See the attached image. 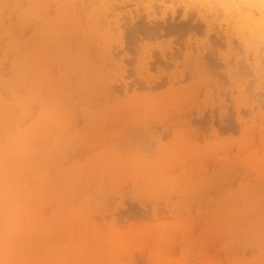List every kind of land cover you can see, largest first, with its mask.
Here are the masks:
<instances>
[{
	"label": "rangeland",
	"instance_id": "rangeland-1",
	"mask_svg": "<svg viewBox=\"0 0 264 264\" xmlns=\"http://www.w3.org/2000/svg\"><path fill=\"white\" fill-rule=\"evenodd\" d=\"M101 1L0 0V96L27 101L23 112L13 106L14 116L20 129H42L32 147L49 176L39 208L49 228L31 238L38 257L52 252L65 264H264V42L248 36L244 17L213 11L210 0ZM183 4L187 14L195 7L198 20ZM59 9L68 14L65 27L56 24ZM148 15L152 25L161 21L157 36L188 16L202 32L170 34L182 56L177 46L170 51L176 44H167L168 33L165 41L135 33L132 43L129 27ZM48 22L61 29L56 39L44 35ZM210 32L228 44L222 38L216 48ZM207 46L214 69L202 56ZM160 50L179 58L163 52L172 57L163 60ZM36 183L32 194L41 189ZM7 225L18 227L20 217L0 215V231Z\"/></svg>",
	"mask_w": 264,
	"mask_h": 264
},
{
	"label": "bare ground",
	"instance_id": "bare-ground-1",
	"mask_svg": "<svg viewBox=\"0 0 264 264\" xmlns=\"http://www.w3.org/2000/svg\"><path fill=\"white\" fill-rule=\"evenodd\" d=\"M59 1V3L62 1H60V0H58ZM101 1V0H100ZM139 1H141V0H139ZM185 1V0H184ZM186 1H188V0H186ZM204 1V3H206V5H207V3L208 2H205L206 0H203ZM208 1V0H207ZM213 1V3H211V0H210V2H209V6L210 7H214L215 9L217 8L218 9V11L217 10H213V11H216V12H219V10H221V9H223V11L226 9H228V10H231L230 12L232 13L233 11L236 13V15H237V17H239L240 18V20H241V18H243L242 20V22H244L245 23V27H244V29L245 28H248V30H249V33H248V36H249V34L252 36V37H256V38H258V39H261L263 42H264V0H227V2H228V6H224V0H212ZM67 2V1H66ZM68 2H69V0H68ZM102 2V1H101ZM101 2H99L100 4H101ZM163 2V1H162ZM196 2V1H195ZM202 2V1H201ZM201 2L199 3V4H201ZM198 3H196L197 5H198ZM241 3H243L244 4V6L246 7V11L248 12L247 14L245 13V12H243L242 13V9H241V7H240V4ZM44 4L46 5V2H44ZM185 4V3H184ZM184 4L182 5L183 7H184ZM189 4V3H188ZM212 4V5H211ZM242 4V5H243ZM104 5V4H103ZM111 5V4H110ZM110 5H108L107 4V8H108V6H110ZM189 5H193V4H189ZM189 5H188V8H190V9H194L195 7H189ZM202 5V4H201ZM226 5V4H225ZM100 6V5H99ZM105 6H106V4H105ZM104 6V7H105ZM148 6H150V4L148 5ZM147 6V7H148ZM196 6V5H195ZM208 6V7H209ZM63 7V6H62ZM101 7V6H100ZM99 7V8H100ZM104 7L102 6L101 7V9L103 8L104 9ZM151 8L153 7L152 5L150 6ZM159 7V6H158ZM203 7V6H202ZM209 7V8H210ZM44 8V7H43ZM65 8H66V6H65ZM65 8H63V9H65ZM95 8H97V7H95ZM106 7H105V9H107ZM111 7H109L108 9H110ZM198 8H199V6H198ZM205 9H206V7H204ZM203 8V9H204ZM213 8V9H214ZM36 9H38V7L36 8ZM63 9H59L61 12H59L58 11V13H60L58 16H59V18L57 19V25H59L58 27H60L61 25H64V27L68 24L67 22L69 21L68 20V17H67V15L65 14V12L66 11H63ZM100 9V10H101ZM112 9V8H111ZM111 9H110V11H111ZM185 9V7L183 8V10ZM186 9H187V6H186ZM185 9V10H186ZM212 9V8H211ZM97 9H95V11H96ZM100 10H98L97 12H99ZM144 10V9H143ZM152 10V9H151ZM159 11L160 10H162V9H158ZM192 10H190V12L192 11ZM227 10V11H228ZM93 11H94V9H93ZM103 11H106V10H102L101 12H103ZM109 11V10H108ZM145 11V10H144ZM143 11V12H144ZM146 11H150V10H146ZM146 11H145V13H146ZM155 11V10H154ZM163 11V10H162ZM165 11V10H164ZM163 11V12H164ZM174 11V10H173ZM189 11V10H188ZM193 11H195L194 12V14L196 13V10L194 9ZM192 11V12H193ZM204 11V10H203ZM208 11V10H207ZM222 11V12H223ZM227 11H225V12H227ZM255 11V12H254ZM180 12H182V10H180ZM180 12H179V14L178 15H180ZM188 13L187 14V10H186V12H185V14L186 15H189V14H191V13ZM199 12H201L200 11V9H199ZM216 12H214V13H216ZM221 12V11H220ZM219 12V13H220ZM229 12V13H230ZM255 14H254V13ZM91 13V12H90ZM159 13V12H158ZM160 13H161V11H160ZM183 13V12H182ZM181 13V14H182ZM208 13H209V11H208ZM245 13V14H244ZM35 14V13H34ZM93 14H94V12H93ZM96 14H98V15H100V13H96ZM96 14H94V15H96ZM147 14V13H146ZM152 15V17L154 16L153 14H155V17H156V13H153L152 14V12L151 13H149V15ZM165 14V13H164ZM163 14V15H164ZM201 14V13H200ZM216 14H218V13H216ZM223 14V13H222ZM254 14V15H253ZM88 15H90L91 17L93 16V15H91V14H89L88 13ZM148 15V16H149ZM150 15V16H151ZM161 15V14H160ZM162 15V16H163ZM193 14H191V16H192ZM196 15V14H195ZM199 15V14H198ZM198 15H196L195 17H196V19L198 18ZM202 15H204L203 13H202ZM224 15V14H223ZM32 16V15H31ZM104 16H106V15H104ZM149 16V17H150ZM182 16H185V15H182ZM194 16V15H193ZM192 16V17H193ZM204 16H206V15H204ZM219 16V15H218ZM231 17H232V15H230ZM229 16V17H230ZM98 17V16H97ZM146 17H147V15H146ZM146 17H143L144 19L146 18ZM152 17H150V19L152 18ZM155 17H153V18H155ZM172 17H174V16H172ZM190 16H188V17H186V19L187 18H189ZM195 17H193V20H196L195 19ZM200 17V16H199ZM202 17V16H201ZM217 17V16H216ZM222 17V16H221ZM229 17H226V18H228L229 19ZM256 17V18H255ZM104 18V17H103ZM140 18V17H139ZM143 18H142V16H141V19H142V23H143ZM162 18H164V16L162 17ZM182 18V17H181ZM217 18H219V17H217ZM223 18H225V17H223ZM29 19H30V16H29ZM68 21H67V20ZM92 19H93V17H92ZM97 19H100V18H97ZM149 18L145 21L144 20V23L146 22V23H149L150 20ZM157 19H159V17L157 18ZM177 19V18H176ZM182 19H184L185 21L183 22V21H181L182 22V24L181 25H177V24H175V26H174V22L172 21V19H171V21L173 22V24L171 25V24H169L168 22H165V23H168V24H166V25H162L163 27H167V26H169V25H171V26H169L168 27V29H165V30H163V32L165 31V36L163 37V34H162V32H161V35L162 36H157L156 34L159 32L160 33V31L159 30H161L162 31V29H160L161 28V24H158V23H160V22H158V20H155V22H154V24L152 25V23H153V20L151 19V21L152 22H150V24H151V27L150 26H148L146 23L144 24H142L141 22V24L142 25H145V26H139V25H141L140 23L139 24H135L136 26L138 25V27L136 28L135 27V29H131L132 27L134 28V26L135 25H131V27H129V29H128V34L130 35H128V37L130 38V37H132V39L130 38L129 40L132 42V43H134V39H133V35H135V33L137 34L138 33V35H139V37L141 36V35H143L144 37L143 38H147L146 40H153L154 38H152L153 36L155 37V36H157V40H158V37H159V39H163L164 40V38H166V36H167V34L166 33H168V36H170V34L172 35V36H174L173 35V33H176L177 35H179L180 34V32H189V30H197V32L201 29L200 28V26H198L201 22L200 21H197V23L198 22H200L198 25H195L194 24V26H192L193 24H190V22L192 21V19H191V17L189 18V19H191V21L190 22H186V19L183 17ZM201 19H203V17L202 18H200V20ZM207 19V18H206ZM94 20H95V18H94ZM101 20H103V19H101ZM101 20H99V21H101ZM166 20V19H165ZM174 20V19H173ZM198 20V19H197ZM203 20H205V19H203ZM216 20V19H215ZM218 20V19H217ZM220 20H221V18H220ZM32 21V20H31ZM149 21V22H148ZM156 21H157V23H156ZM237 21V20H236ZM29 22H30V20H29ZM96 22V21H95ZM103 22H104V20H103ZM102 22V23H103ZM105 22H107V21H105ZM104 22V23H105ZM178 22H180V21H178ZM177 22V23H178ZM186 22V23H185ZM196 22V21H195ZM208 22V21H207ZM211 22V20L208 22V23H210ZM216 22V21H215ZM241 22V23H242ZM32 22H30V24H31ZM94 23V22H93ZM101 23V22H100ZM99 23V24H100ZM115 24H116V22H114ZM123 23H125V22H123ZM163 23V22H162ZM176 23V22H175ZM184 23V24H183ZM192 23H194V21L192 22ZM202 23L204 24V22L202 21ZM212 23V22H211ZM218 23H219V20H218ZM217 22H216V24H218ZM236 23V22H235ZM241 23H239V24H241ZM33 24H35L34 22H33ZM96 25H97V23H95ZM94 24V25H95ZM164 24V23H163ZM205 24H207L206 22H205ZM204 24V26H205V28H203V29H205V30H203L204 32H206V30L208 29L207 27H206V25ZM239 24H238V26H239ZM243 24V23H242ZM104 25V24H103ZM107 25H108V23H107ZM120 25V24H119ZM118 25V26H119ZM125 25V24H124ZM209 25V24H208ZM207 25V26H208ZM213 27H214V25L213 24H211ZM101 27L100 28H102V24L100 25ZM105 27H107L106 26V23H105V25H104ZM103 26V27H104ZM109 26V25H108ZM111 26H112V24H111ZM117 26V25H116ZM117 26V27H118ZM127 26H129L128 24H127ZM127 26H125V27H127ZM202 26V25H201ZM203 26V27H204ZM218 26V25H217ZM217 26H215V27H217ZM237 26V27H238ZM36 27V26H35ZM34 27V28H35ZM96 27V26H95ZM94 27V28H95ZM117 27H115V29L114 30H116V28ZM124 27V28H125ZM162 27V28H163ZM210 27V26H209ZM213 27H210V28H213ZM214 27V28H215ZM240 27H242V25H240L238 28L240 29ZM109 28H110V26H109ZM109 28H107V29H109ZM113 28H114V24H113ZM119 28V27H118ZM59 29V28H58ZM111 29V28H110ZM164 29V28H163ZM216 29V28H215ZM214 29V30H215ZM63 30V29H62ZM96 30H98V28L96 29ZM212 30V29H211ZM210 30V31H211ZM220 30V29H219ZM216 31H218V28L215 30V32ZM243 31V30H242ZM0 32H1V29H0ZM191 32H193V31H191ZM202 32V30H200V33ZM247 32V31H246ZM61 33V29L60 30H57V28H56V25H55V23H51V22H48V25L46 24L45 25V29H44V35H52V36H54V38L53 39H56V37L57 36H59V34ZM179 33V34H178ZM190 33V32H189ZM188 33V34H189ZM194 33H196V32H194ZM193 33V34H194ZM199 33V34H200ZM207 33V32H206ZM217 33V32H216ZM218 33L220 34L221 32L220 31H218ZM185 34V33H184ZM187 34V33H186ZM185 34V35H186ZM187 34V35H188ZM198 34V33H197ZM196 34V35H197ZM203 34V33H202ZM219 34H218V36H219ZM138 35H136V36H138ZM201 35V34H200ZM205 34H203L202 36H204ZM208 35H209V33H208ZM215 35H217V34H215ZM147 36V37H146ZM168 36H167V38H166V42H168L167 44H169V45H174V44H176V45H174L173 46V48L170 46V49L168 48V45H166V42H163V43H165L164 44V46H166L167 47V49H169L170 51H172L173 49H175L176 48V46L179 44L180 45V43H178L177 44V41L176 40H178V39H176L175 41V43L173 44L172 43V39H171V37L172 36H170L169 38H170V42L172 43H169V38H168ZM206 37H207V35H205ZM211 36V32H210V35H209V37ZM217 36V37H218ZM138 37V38H139ZM149 37H151V38H149ZM161 37H163V38H161ZM178 38H180L179 36H177ZM183 38H186V36L184 37V36H182ZM212 38H213V35L211 36ZM210 37V38H211ZM221 37H222V35H221ZM142 38V37H141ZM174 38V37H173ZM210 38H208V40L210 39ZM211 38V39H212ZM219 38V37H218ZM223 38V37H222ZM222 38L220 39L221 41H222ZM144 39V40H145ZM156 39V38H155ZM252 39V38H251ZM133 40V41H132ZM136 40V39H135ZM139 40V39H138ZM206 40H207V38H206ZM213 41H214V46L216 47V44L218 43V45L220 44V46H221V42H220V40L219 41H217V38L216 39H212ZM254 40V39H253ZM260 40V42L261 43H263L262 41ZM129 41V42H130ZM137 41V40H136ZM154 41V40H153ZM165 41V40H164ZM161 42H162V40H161ZM174 42V41H173ZM210 42V45L213 43V42H211V40L209 41ZM208 42V43H209ZM223 42H225V44H228L227 42H226V40L223 38V41H222V43ZM131 43V44H132ZM216 43V44H215ZM253 43H255V40H254V42ZM258 43V42H257ZM257 43H255V44H257ZM260 43V44H261ZM224 44V43H223ZM224 44V45H225ZM162 45V44H161ZM217 45V46H218ZM158 46H159V44H158ZM175 47V48H174ZM181 47L182 46H177V48H178V53H181L182 51H183V47H182V49H181ZM187 47V46H186ZM211 46H207V49L208 48H210ZM214 47V48H215ZM159 48V47H158ZM162 48V47H161ZM176 48V49H177ZM185 48V47H184ZM212 48V47H211ZM217 48V47H216ZM163 49V48H162ZM166 49V48H165ZM179 49L180 50H182V51H179ZM206 49V50H207ZM253 49H254V47H253ZM259 49V48H258ZM164 50V49H163ZM163 50H160V51H162L160 54V57H161V59H163V60H166V59H168V58H166V55L168 56V54L171 56L172 54H173V52H175L174 50H173V52H170L169 50V53L165 50V51H163ZM185 51H186V49H184ZM184 51V52H185ZM208 51H211L212 52V50H210V49H208L204 54L205 55H202V56H204V59H205V57H207L206 55H208V54H210ZM163 52H165V54L166 55H164V53ZM167 52V53H166ZM208 52V53H207ZM172 53V54H171ZM176 55H177V53H175ZM175 54H173L172 55V57H174V56H176ZM200 54H202V53H200ZM212 54V53H211ZM264 54V53H263ZM159 55V54H158ZM181 56H182V53L180 54ZM184 55V54H183ZM186 55V56H185ZM184 56L185 57H187V54H185ZM256 55V54H255ZM169 56V57H170ZM209 56H210V58H212V60H209L210 58H209ZM207 58H209L208 59V62H210V64L212 63V65H210L211 66V68L213 67V69L215 68V61L213 62V58L215 57L214 55L213 56H211V55H209ZM157 57H159V56H157ZM160 57L159 58H156V60H159L160 59ZM172 57H170V58H172ZM190 57H191V55H190ZM189 57V58H190ZM193 57H195V56H193ZM170 58L168 59V60H170ZM179 58V56H176L175 57V59H178ZM200 58H202L201 60H203V57H201L200 56ZM255 58H257V57H255ZM160 59V60H161ZM181 59V58H180ZM180 59L179 60H177L178 62L180 61ZM167 60V61H168ZM186 60H187V62H188V58H186ZM190 60V59H189ZM201 60H198L199 61V63H200V61ZM257 60V59H256ZM162 61V60H161ZM174 61V60H173ZM177 61H175V62H177ZM258 61V60H257ZM25 62V61H24ZM160 62V61H159ZM166 62V61H165ZM192 62V61H191ZM202 62V61H201ZM161 63H163V62H161ZM170 63V62H169ZM169 63H164V64H162V65H165V64H169ZM202 63H204V62H202ZM207 63V60H206V62H205V64ZM214 63V64H213ZM157 64V63H156ZM173 64H176V63H174L173 62ZM178 64V63H177ZM195 64V63H194ZM204 64V65H205ZM242 64V63H241ZM185 65V64H184ZM198 65V64H197ZM201 65V63L199 64V66ZM207 65V64H206ZM209 65V64H208ZM168 66V65H167ZM179 66V65H178ZM186 66H189V65H186ZM202 66V65H201ZM240 66V68H241V65H239ZM243 66H245V65H243ZM242 66V67H243ZM261 66V65H260ZM16 67H18L19 68V66H17L16 65ZM24 67L25 66H23V69H24ZM171 67V66H170ZM250 67V66H249ZM255 67V66H254ZM178 68V67H177ZM189 68V67H188ZM193 68V67H192ZM196 68H198V67H196ZM204 68V67H203ZM207 67H205L204 69H206ZM209 68V67H208ZM210 68V69H211ZM245 68V67H244ZM244 68H241V69H244ZM261 68V67H260ZM259 68V69H260ZM166 69V68H165ZM194 69H195V67H194ZM199 69H200V67H199ZM256 69V68H255ZM21 70V69H20ZM20 70L18 69V70H16V71H19L20 72ZM193 70V69H192ZM197 70V69H196ZM246 70V69H245ZM245 70H243V71H245ZM188 71H189V69H188ZM195 71V70H194ZM205 71L206 70H203V73H205ZM207 71H208V69H207ZM211 71H213L212 69L210 70V72ZM198 72L199 73H197L198 75H200L201 76V74H202V76L204 75H206V74H203V73H200V70H198ZM214 72V71H213ZM263 72H264V70H263ZM192 73V72H191ZM195 73V74H196ZM209 73V72H208ZM207 73V74H208ZM215 73V72H214ZM213 73V74H214ZM190 73L188 72L186 75H189ZM23 75V74H22ZM184 75H185V73L182 75L183 76V78H184ZM186 75H185V78H186ZM203 76V77H204ZM209 76V74L207 75V77ZM210 76H211V73H210ZM195 77V76H194ZM210 78H212V77H210ZM169 79V78H168ZM174 79V78H173ZM196 79V78H195ZM197 79H198V76H197ZM205 79H206V77H205ZM205 79H203V80H205ZM207 80V79H206ZM210 79L208 78V80L207 81H209ZM170 81H172V80H170ZM169 81V82H170ZM183 81V80H182ZM164 82H166V81H164ZM169 82L167 83V84H169ZM184 82V81H183ZM211 82H212V80H211ZM211 82H208L209 84L211 83ZM171 83V82H170ZM179 83V82H178ZM204 83H205V81H204ZM207 83V82H206ZM174 84V83H173ZM172 84V85H173ZM0 88H1V85H0ZM4 88V87H3ZM9 88V87H8ZM6 89V88H5ZM2 90V93L4 92V91H6V90H3V89H1ZM1 90H0V92H1ZM26 92V91H25ZM1 94V93H0ZM25 94H27V92L25 93ZM23 95V94H22ZM24 104H27V101H23V102H21V101H15V102H7V101H5L1 96H0V215H2V214H5L6 212H10L11 213V215H13L14 217H16V216H19L20 217V225L18 226V227H15V226H13V225H7L6 226V230H1L0 231V264H65V261H66V259H60L58 256H54V255H52V252H50V253H48V254H46V252H44V258L43 257H41V258H39L38 256H40V254H39V249H38V247L36 246V245H33L32 243H31V238L32 237H34L36 234H38V232L40 231V228H44V229H46V230H48V226L47 225H45L44 223H43V221H42V219H41V217H40V210H39V208H40V204H41V202H42V200H43V198H44V189H45V187H44V185H46L47 186V184H48V181H46L47 179H49V176H47V172H46V166L44 167V169H43V166L41 165V163L38 161V155L36 154L38 151L36 150V148H34V147H32V142H33V140H34V138L36 137V135H37V133L38 134H40L41 133V131H42V129L40 128L39 130H38V127L37 126H35V125H31V126H29V127H27V128H24V129H20L19 127H18V122H17V119L15 118V116H14V112H13V109H14V107L13 106H15V108L17 107L18 108V111L19 112H23V110H22V108L24 107ZM25 113V112H24ZM23 113V114H24ZM42 114H43V112H42ZM23 116V115H22ZM46 116V115H45ZM39 158L41 159V160H46V159H48V157L46 158V156H43V155H40L39 156ZM54 170V169H53ZM263 175V174H262ZM37 182L36 184L39 186V187H41V189L40 190H38L37 192H34L33 194H32V188H31V182ZM246 193V192H245ZM256 195V194H255ZM248 196H250L249 194H248ZM251 196H254V195H251ZM244 198H245V195H244ZM250 198V197H249ZM249 198H247V199H249ZM255 198V197H254ZM256 200H257V197L255 198ZM255 199H254V201H255ZM258 201V200H257ZM244 203H245V201H244ZM252 203H254V202H252ZM246 204V203H245ZM35 244V243H34ZM77 249V248H76ZM70 251H74L75 250V247H73L72 245L70 246V249H69ZM69 251V252H70ZM8 252H10V253H12L13 254V256L11 257V258H9V257H7V253ZM157 253H159V254H157L158 255V257H159V255H160V252L158 251ZM58 259H57V258Z\"/></svg>",
	"mask_w": 264,
	"mask_h": 264
}]
</instances>
